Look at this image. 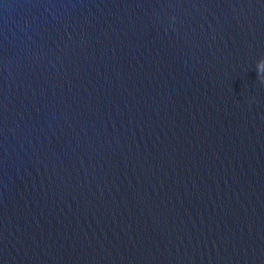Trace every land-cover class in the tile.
I'll return each mask as SVG.
<instances>
[{
  "label": "water",
  "instance_id": "1",
  "mask_svg": "<svg viewBox=\"0 0 264 264\" xmlns=\"http://www.w3.org/2000/svg\"><path fill=\"white\" fill-rule=\"evenodd\" d=\"M0 264H264V0H0Z\"/></svg>",
  "mask_w": 264,
  "mask_h": 264
}]
</instances>
